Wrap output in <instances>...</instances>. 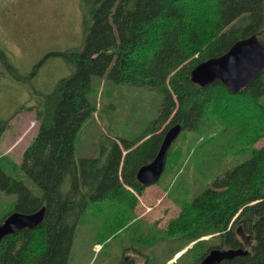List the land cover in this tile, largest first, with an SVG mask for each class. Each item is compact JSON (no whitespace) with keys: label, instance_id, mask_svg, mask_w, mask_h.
<instances>
[{"label":"trees","instance_id":"trees-1","mask_svg":"<svg viewBox=\"0 0 264 264\" xmlns=\"http://www.w3.org/2000/svg\"><path fill=\"white\" fill-rule=\"evenodd\" d=\"M84 1L81 46L52 52L68 61L72 73L61 77L51 92L38 93L36 102L25 103L15 112L34 109L37 132L23 151L19 169L41 188V195L1 169L0 187L17 194L14 210L29 213L44 205L45 212L37 226L1 239L0 264H68L75 227L88 202L116 201L133 209L134 192L139 195L145 188L136 171L154 157L170 125L181 124V143L192 131L196 134L184 154L183 144L169 146L165 169L168 155L176 167L190 152L196 155L192 164L200 172L206 156L199 159L197 152L206 140L202 129L211 119L233 128L240 146L248 145L250 154L215 173L193 198L181 201L179 212L164 229L165 237L181 239L167 261L192 241L169 264H198L212 247L242 246L234 229L237 223L250 235L251 248L246 255L217 264H264V147L254 146L264 136V71L238 93L219 80L199 86L189 79L194 65L223 54L242 37L257 34L264 44V0ZM0 64L15 80L27 82L28 76L18 72L3 47ZM94 76L154 88L161 92L162 102L158 115L137 137L111 139L98 156L76 160L77 134L96 110L88 98ZM11 117L0 118V137ZM66 181L69 185L64 189ZM206 235L211 237L201 238ZM212 237L219 243L212 245ZM187 255L192 262H177ZM148 263L147 257L143 264ZM120 264L134 261L128 257Z\"/></svg>","mask_w":264,"mask_h":264},{"label":"rangeland","instance_id":"rangeland-1","mask_svg":"<svg viewBox=\"0 0 264 264\" xmlns=\"http://www.w3.org/2000/svg\"><path fill=\"white\" fill-rule=\"evenodd\" d=\"M85 4L84 0H0V47L6 50L18 72L28 76L27 82L15 80L0 64V118L12 116L4 135L6 144L0 148V169L21 179L37 195H41V188L19 169V163L24 149L36 135L38 124L34 109L15 112L25 103L36 102L38 93L51 92L61 77L72 73L68 61L52 52L81 46ZM91 86L88 98L96 104V110L77 134L76 160L98 156L101 146L108 145L111 139L137 137L158 115L162 102L161 92L154 88L119 83L106 76H94ZM212 122L211 119L210 125L202 129L206 140L201 143L197 157L206 158L200 172L192 164L196 155L188 152V160L176 167L172 166L175 159L168 155L167 168L160 178L145 186L141 194L134 192L137 201L133 209L116 201L88 202L75 227L68 264H120L127 256L133 258L134 264H143L147 257L148 264H164L168 254L181 244V239L165 237L164 233L167 221L179 212L181 201L193 198L206 183L212 182L215 173L230 169L250 154L248 145L240 146L233 128ZM182 134L171 145L177 148L183 144L184 154L192 134L196 133L192 131L189 139L181 143ZM254 146L264 147V136ZM68 185L66 181L64 189ZM16 199V193L0 187V219L14 210ZM149 238L153 242L149 243ZM218 243V238L212 237L211 244ZM192 261V256L187 255L177 262Z\"/></svg>","mask_w":264,"mask_h":264},{"label":"water","instance_id":"water-1","mask_svg":"<svg viewBox=\"0 0 264 264\" xmlns=\"http://www.w3.org/2000/svg\"><path fill=\"white\" fill-rule=\"evenodd\" d=\"M263 71L264 44L258 39L257 34H251L235 41L223 54L198 62L190 69L189 79L199 86H207L219 80L230 92L238 93L247 88ZM181 130L182 126L178 122L165 130L154 157L139 166L136 171L139 183L147 186L160 178L165 169L167 150ZM125 153L123 152V155ZM44 212V205L34 212L18 210L10 212L0 221V241L7 234L37 226L42 221ZM236 234L242 241V247H212L198 264H217L222 260L246 255L252 245V239L249 234L243 232L241 226L237 227ZM193 243L194 241L190 242L184 249Z\"/></svg>","mask_w":264,"mask_h":264},{"label":"crops","instance_id":"crops-1","mask_svg":"<svg viewBox=\"0 0 264 264\" xmlns=\"http://www.w3.org/2000/svg\"><path fill=\"white\" fill-rule=\"evenodd\" d=\"M11 123H9V125H10ZM8 129H9V127L4 131V133L2 134V136H1V138H0V148L1 147H4L5 146V144H6V140H5V137H4V135L6 134V132L8 131ZM9 144V143H8ZM12 145H13V143H12ZM12 145L9 147V148H11L12 147Z\"/></svg>","mask_w":264,"mask_h":264},{"label":"bare ground","instance_id":"bare-ground-1","mask_svg":"<svg viewBox=\"0 0 264 264\" xmlns=\"http://www.w3.org/2000/svg\"><path fill=\"white\" fill-rule=\"evenodd\" d=\"M238 226H241V225H238ZM237 226V227H238ZM237 227H236V229H237ZM241 228H242V226H241ZM236 229H235V233H236ZM242 230H243V228H242ZM244 232V231H243ZM244 233H246V232H244ZM246 234H248V233H246ZM152 237V236H151Z\"/></svg>","mask_w":264,"mask_h":264},{"label":"flooded vegetation","instance_id":"flooded-vegetation-1","mask_svg":"<svg viewBox=\"0 0 264 264\" xmlns=\"http://www.w3.org/2000/svg\"><path fill=\"white\" fill-rule=\"evenodd\" d=\"M130 258H132V257H130ZM133 259V258H132Z\"/></svg>","mask_w":264,"mask_h":264}]
</instances>
